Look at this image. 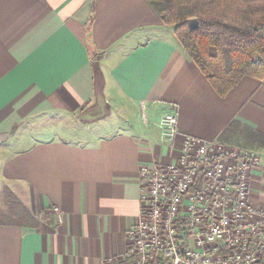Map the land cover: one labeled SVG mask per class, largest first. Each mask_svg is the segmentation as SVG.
<instances>
[{"label":"crops","instance_id":"0c3cea01","mask_svg":"<svg viewBox=\"0 0 264 264\" xmlns=\"http://www.w3.org/2000/svg\"><path fill=\"white\" fill-rule=\"evenodd\" d=\"M166 113L177 117L171 146L158 127ZM79 115L85 137H61L72 130L53 120ZM39 119L51 122L23 131ZM253 131L264 135V81L244 76L219 96L146 0H0V191L38 221L0 223V264L117 258L140 218V168L173 163L186 135L256 151L249 199L264 210Z\"/></svg>","mask_w":264,"mask_h":264},{"label":"built area","instance_id":"2783aa9c","mask_svg":"<svg viewBox=\"0 0 264 264\" xmlns=\"http://www.w3.org/2000/svg\"><path fill=\"white\" fill-rule=\"evenodd\" d=\"M173 145L177 117L158 121ZM173 163L139 170L141 214L104 264H264V210L249 199L256 151L186 135Z\"/></svg>","mask_w":264,"mask_h":264},{"label":"trees","instance_id":"16d2710c","mask_svg":"<svg viewBox=\"0 0 264 264\" xmlns=\"http://www.w3.org/2000/svg\"><path fill=\"white\" fill-rule=\"evenodd\" d=\"M146 1L163 24L173 26L184 52L219 96L244 76L264 81V0ZM253 133L252 138L264 147V135ZM2 194L7 207L0 210V218H7L0 223L38 226L13 193L4 189Z\"/></svg>","mask_w":264,"mask_h":264},{"label":"rangeland","instance_id":"374dc122","mask_svg":"<svg viewBox=\"0 0 264 264\" xmlns=\"http://www.w3.org/2000/svg\"><path fill=\"white\" fill-rule=\"evenodd\" d=\"M112 117H114L112 113L111 114L107 113V115L104 116L105 122H107ZM50 122L51 121L44 120V119H42V120L39 119V120H36V121L32 122V125L25 126L23 131L24 132L27 131V132L32 133L33 131L39 129L41 126L49 125ZM53 122L54 123L58 122V124L61 125L60 127H65V128L68 127L69 130H72V131H70V132H72L71 134H68V135L67 134H60L61 137H64V138H76V139H83V137H85V135L81 134V133L84 131V128L87 127L88 125L85 124L87 122L81 117V115H79L77 117H74L73 119H70V118H59L58 121L57 120H55V121L53 120ZM97 125H92V126H97ZM114 127L110 128V129H103V130H99V129H101L99 127V129L98 128L97 129H93L92 133L96 132L97 136H100V137L108 136V135H111L112 133L115 132V128ZM24 136H26V138L22 139L23 142L21 144H19L18 149H24V148L28 147L30 145V143H31V137H35V136L29 135V133L24 134ZM87 137H89V134L87 135ZM228 144H230V143H228ZM234 145L237 146L238 144L237 145L234 144ZM240 146L243 147V145H240ZM4 199L5 198H4L3 194H2V191H0V210H5L6 207H7V203L5 202L6 200L4 201ZM6 218H7V216L4 215L0 219L6 220Z\"/></svg>","mask_w":264,"mask_h":264},{"label":"water","instance_id":"95a60500","mask_svg":"<svg viewBox=\"0 0 264 264\" xmlns=\"http://www.w3.org/2000/svg\"><path fill=\"white\" fill-rule=\"evenodd\" d=\"M7 134H4V133H0V142L6 137Z\"/></svg>","mask_w":264,"mask_h":264}]
</instances>
